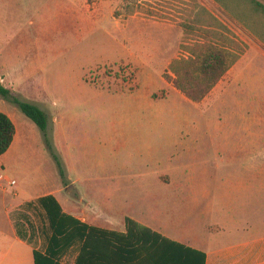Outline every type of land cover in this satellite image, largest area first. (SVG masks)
<instances>
[{
	"label": "rangeland",
	"instance_id": "rangeland-1",
	"mask_svg": "<svg viewBox=\"0 0 264 264\" xmlns=\"http://www.w3.org/2000/svg\"><path fill=\"white\" fill-rule=\"evenodd\" d=\"M210 46L229 68L195 102L174 69ZM3 75L48 116L43 132L3 98L23 131L0 159L11 190L98 179L106 222L172 227L193 222L196 179L238 201L237 179H264V0H0Z\"/></svg>",
	"mask_w": 264,
	"mask_h": 264
},
{
	"label": "crops",
	"instance_id": "crops-1",
	"mask_svg": "<svg viewBox=\"0 0 264 264\" xmlns=\"http://www.w3.org/2000/svg\"><path fill=\"white\" fill-rule=\"evenodd\" d=\"M0 82L8 87L4 75ZM4 99L0 98L3 112ZM5 113L14 121L16 135L0 159L7 157L23 137L12 114ZM70 180L64 188L53 183L34 196L24 190H11L9 186L17 185V181L14 185L8 181L0 183V264H36L35 252L53 255L61 264H78L80 260L81 264H158L159 258L170 264V248L200 264H264V207L259 208L264 202V179H237L234 188L242 192L239 201L224 193L213 196L212 191L219 190L222 184L196 179L193 185L199 192L195 193L194 206L191 211H183L193 222L172 227L155 221L149 214L145 220L106 222L104 202L98 199L103 188L91 184L98 179ZM83 182L90 186L83 188L77 198L73 190ZM205 201L207 205L201 207ZM218 204L220 209L214 211ZM55 205L59 206L60 215L67 217L63 227L56 223L58 216L55 222L50 218L49 210ZM57 231L63 234L54 241ZM136 246L140 248L138 252L134 251Z\"/></svg>",
	"mask_w": 264,
	"mask_h": 264
},
{
	"label": "trees",
	"instance_id": "trees-1",
	"mask_svg": "<svg viewBox=\"0 0 264 264\" xmlns=\"http://www.w3.org/2000/svg\"><path fill=\"white\" fill-rule=\"evenodd\" d=\"M182 62H184L185 67H175L174 73L176 74V77L173 79V83L186 95L188 99L195 102H200L203 100L220 81L229 68L228 55L226 51L213 46L207 47L206 50L198 53L195 59L177 61V63ZM0 96L17 103L21 110L29 118H31L43 132L47 131L48 116L46 112L39 106L28 101L20 100L10 88L5 87L1 82ZM15 135L16 125L14 121L7 113L0 111V156L9 150L14 141ZM49 215L51 220L54 222V219L58 216L59 220L56 221V223H58V226L63 227L65 224L64 221L67 219V217L60 215V208L58 205H55L54 209L50 208ZM59 234L63 233L57 231L56 235L53 237L54 241L55 239L57 240V236ZM61 239L64 241V236H61ZM118 249L120 248L118 247ZM135 249L134 251L138 252L140 248L139 246H136ZM169 253L173 255V259L170 264H200V262H197L196 259L188 258L179 254L176 249L170 248ZM35 260L36 264H61L55 260L53 255H44L39 252H35ZM157 263L166 264L165 258H163L162 261L159 258ZM78 264H81V260L78 262ZM115 264L129 263L116 262ZM132 264L145 263L137 262Z\"/></svg>",
	"mask_w": 264,
	"mask_h": 264
},
{
	"label": "built area",
	"instance_id": "built-area-1",
	"mask_svg": "<svg viewBox=\"0 0 264 264\" xmlns=\"http://www.w3.org/2000/svg\"><path fill=\"white\" fill-rule=\"evenodd\" d=\"M5 181H8L12 185L16 184V180L15 179H11L5 173H0V183H3Z\"/></svg>",
	"mask_w": 264,
	"mask_h": 264
}]
</instances>
